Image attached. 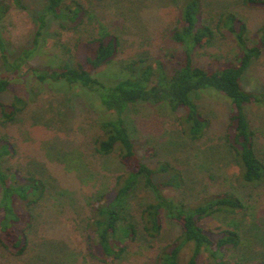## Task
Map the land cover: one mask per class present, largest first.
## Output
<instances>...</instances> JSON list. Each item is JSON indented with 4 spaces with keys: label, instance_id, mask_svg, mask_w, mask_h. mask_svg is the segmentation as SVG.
<instances>
[{
    "label": "trees",
    "instance_id": "1",
    "mask_svg": "<svg viewBox=\"0 0 264 264\" xmlns=\"http://www.w3.org/2000/svg\"><path fill=\"white\" fill-rule=\"evenodd\" d=\"M95 1L104 0H44L31 40L16 47L10 43L6 16L27 5L24 0H0V124L14 123L44 90L59 92L73 103V112H57L61 123L75 117L78 101L97 116L94 128L81 135L80 147L69 152L73 157L59 152L52 159L67 170L80 169L87 178L80 192L86 206L82 227L92 258L105 264H264L251 231L244 232L237 219L246 206L243 198L225 188L177 197L175 192L188 186L186 170L160 158L152 145L141 154L129 120L136 105L157 106L173 117L170 123L180 135L201 141L212 121L195 98L201 93L222 97L230 106L219 136L223 150L201 166L214 179L215 163L235 164L240 185H262L264 159L256 139L264 132L253 128L246 107H264V87L246 89L244 82L264 54V22L252 31L238 10L217 9L206 0H176L161 15L154 47L139 53L135 44L122 49L119 34L96 12ZM241 2L264 8V0ZM66 32L72 36L63 41L60 35ZM218 36L227 41L224 59L211 53L208 65L198 64L196 59L209 54ZM50 41L59 51L47 49ZM35 59L39 63L31 64ZM31 82L34 87H28ZM14 83H21V90L5 101L2 94ZM55 135L47 132L44 149ZM17 151L0 126V248L20 257L33 250L37 207L46 204L60 215L67 198L60 199L64 190H52L53 178L17 165ZM144 192L151 199L139 204ZM214 217H223V223L206 225ZM167 223L179 231L161 241Z\"/></svg>",
    "mask_w": 264,
    "mask_h": 264
},
{
    "label": "rangeland",
    "instance_id": "2",
    "mask_svg": "<svg viewBox=\"0 0 264 264\" xmlns=\"http://www.w3.org/2000/svg\"><path fill=\"white\" fill-rule=\"evenodd\" d=\"M43 1L24 0L27 5L25 8L15 7L7 14L5 25L13 46L19 47L29 43L36 27V13L40 10ZM206 1L217 9L227 7L238 10L248 20L252 31L264 22V8L243 5L241 0ZM175 2L176 0H104L95 1L93 6L111 30L119 34L122 49L135 44L134 48L140 53L154 47L161 15L175 6ZM50 27L52 30L58 28L55 22H51ZM71 36L70 32L60 35L63 41L69 40ZM226 47V39L218 36L215 44L209 48V54L196 59L197 63L208 65L211 53L216 58L224 59ZM47 49L50 52L59 51L53 41H50ZM39 61L35 59L31 64L36 65ZM258 85L264 87V54L252 64L244 82L246 89ZM28 87H34V83L31 82ZM20 90L21 83H14L10 90L2 94V99L10 101L13 94ZM195 100L201 111L212 121L209 134L201 141H191L180 135L174 124L170 123L173 117L157 106L139 104L133 107L129 113V120L132 128L135 129L134 137L139 152L143 154L144 148L152 145L158 151L160 158L168 159L186 170L189 183L183 191L175 192L177 197L189 198L190 193H197L203 189L213 191L223 188L239 194L246 206L237 215V219L242 222L244 232L251 231L249 236L253 239L254 248L264 255V183L254 188L240 185L236 181L239 169L235 164L228 165L219 161L215 163L212 170L214 179H209L208 172L201 166L202 161H207L206 158L217 157L223 150L219 136L224 133L228 122L229 103L222 97L214 98L203 93L197 95ZM28 104L26 110L14 123L0 124V126L17 145L15 163L29 166L33 170L42 172L45 177L53 178L52 190L59 193L64 190L65 195L60 199L63 201L67 198V202L60 215L50 210L46 204L38 206L32 230L33 250L27 255L16 257L0 248V264H105L89 255L87 242L83 236L82 226L86 206L81 202L80 192L88 183L86 176L80 169L67 170L63 162L52 160L59 152H66L71 156L69 152L80 147L81 135L91 131L96 125L97 116L84 107L82 101H78L74 109L75 117L67 123H61L57 112L60 109H68V113L73 112L69 106L73 103L67 102L65 95L51 90L37 94ZM246 111L253 128L257 133H263L264 107L250 104L246 107ZM162 126H164L163 130L157 132L153 130ZM51 131L56 135L51 140L53 144H50L49 149L46 150L42 140L47 132L51 133ZM209 138L211 141L208 140ZM256 146L258 153L264 159V135H257ZM69 162L74 166L73 160ZM150 199L151 194L144 192L140 194L138 203L142 204ZM222 220L223 217H214L209 219L206 225L221 224ZM178 231L175 224L167 223L159 239L166 241L178 234ZM72 251L79 255L78 261Z\"/></svg>",
    "mask_w": 264,
    "mask_h": 264
}]
</instances>
